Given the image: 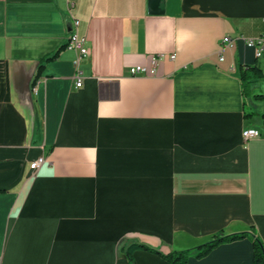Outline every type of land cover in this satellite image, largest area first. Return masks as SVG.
<instances>
[{"label": "crops", "instance_id": "0c3cea01", "mask_svg": "<svg viewBox=\"0 0 264 264\" xmlns=\"http://www.w3.org/2000/svg\"><path fill=\"white\" fill-rule=\"evenodd\" d=\"M76 30L89 47L78 65ZM262 35L264 0H0V264H127L132 244L254 264L264 77L240 68L264 73L247 45ZM161 55L154 75L130 73ZM249 128L261 137L244 142Z\"/></svg>", "mask_w": 264, "mask_h": 264}, {"label": "trees", "instance_id": "16d2710c", "mask_svg": "<svg viewBox=\"0 0 264 264\" xmlns=\"http://www.w3.org/2000/svg\"><path fill=\"white\" fill-rule=\"evenodd\" d=\"M241 78L243 80L248 79H258L263 78L264 73L260 70L257 66L255 67H241L240 68ZM257 98L264 100V94L258 95ZM247 237V234H239V235H232V236H224L223 234H218L215 238L198 248L197 257L202 258L209 254L215 247L224 243L239 240L242 238ZM253 245H254V264H264V247L261 240L257 236H253ZM138 250H145L152 253H155L165 259L169 264H187L190 256V251H183V252H169L163 253L158 250L152 249L147 247L146 245L141 244H132L127 249V257L129 259L127 264H136L134 259V253Z\"/></svg>", "mask_w": 264, "mask_h": 264}, {"label": "built area", "instance_id": "2783aa9c", "mask_svg": "<svg viewBox=\"0 0 264 264\" xmlns=\"http://www.w3.org/2000/svg\"><path fill=\"white\" fill-rule=\"evenodd\" d=\"M76 26L79 25V22L77 21ZM247 45L256 48V57L261 58L264 55V35L258 36L253 39H249L247 41ZM223 46L224 47H230L232 48L234 46V42L231 38L225 37L223 39ZM67 48L74 50L79 53V58L76 60V64L78 65L80 63V60H82L84 57H86L89 54V47H88V41L87 38L79 33L78 30H76L73 35L70 37L68 43H67ZM163 56H154L152 58L154 68L148 69L144 66H136L130 69V73L132 75H154L156 73L155 66L158 63V61L162 58ZM175 56H172L171 59H174ZM221 60H224L223 57H221ZM83 85V80L81 76H77V81H76V86L80 88ZM243 140L244 142H248L249 140L253 138H259L261 137V132L256 129V128H249L245 129L243 131ZM45 158L42 157L36 162H34L31 165V168L33 170L39 168L43 163H45Z\"/></svg>", "mask_w": 264, "mask_h": 264}, {"label": "rangeland", "instance_id": "374dc122", "mask_svg": "<svg viewBox=\"0 0 264 264\" xmlns=\"http://www.w3.org/2000/svg\"><path fill=\"white\" fill-rule=\"evenodd\" d=\"M254 86V84L250 83L249 81L245 82V87L247 89V101L250 103V99L253 97L252 94L250 93V90H252V87ZM258 107L257 109H260V111L264 112V101L258 102ZM247 110H249L250 112H252V107L249 104Z\"/></svg>", "mask_w": 264, "mask_h": 264}]
</instances>
